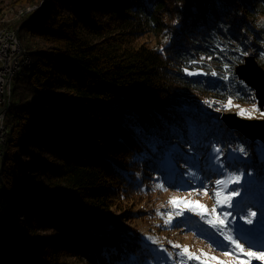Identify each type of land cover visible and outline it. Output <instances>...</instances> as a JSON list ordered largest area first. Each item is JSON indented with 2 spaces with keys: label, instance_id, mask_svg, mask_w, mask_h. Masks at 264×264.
I'll return each instance as SVG.
<instances>
[{
  "label": "trees",
  "instance_id": "trees-1",
  "mask_svg": "<svg viewBox=\"0 0 264 264\" xmlns=\"http://www.w3.org/2000/svg\"><path fill=\"white\" fill-rule=\"evenodd\" d=\"M10 29L31 64L4 118L0 264H131L126 223L162 163L232 150L264 179V142L219 118L256 103L235 68L264 69V0H42Z\"/></svg>",
  "mask_w": 264,
  "mask_h": 264
},
{
  "label": "rangeland",
  "instance_id": "rangeland-1",
  "mask_svg": "<svg viewBox=\"0 0 264 264\" xmlns=\"http://www.w3.org/2000/svg\"><path fill=\"white\" fill-rule=\"evenodd\" d=\"M41 1L0 0V27L13 28L26 13L39 9ZM163 34L148 35L149 42L159 46L157 40L164 42L167 39ZM252 105L232 102L223 112L238 114L240 109L250 110ZM255 118L261 117L253 113L251 119ZM217 150L212 149L206 154L202 152L192 157V165H185L183 161L162 163L144 177L142 195L135 203L139 214L126 223L127 231L142 237L144 250L138 259L130 261L131 264H216V261H222L223 264H264V258L249 255L264 254V179L261 173H255L254 165L247 164L241 168V158H238L240 154L237 152ZM184 155L191 157L187 151H184ZM258 158L264 160V150L259 151ZM234 175L240 176L238 184L229 180ZM217 180L227 183L218 188ZM157 185H163V190L157 188ZM217 190L222 195L238 190L239 195L233 197L232 207L217 206L214 217L206 215L202 218L197 211L201 210V205L206 212L211 211ZM173 197L177 201L191 202L197 211L190 210L188 204H177L173 208L168 204ZM176 212L182 214L176 215ZM249 212L256 213L251 224L244 222ZM169 213L172 215L169 216ZM224 213L229 214L226 231L237 238L243 252L235 250L216 229L205 223L206 218H222ZM165 219L170 220V223L165 224ZM225 245L229 253L235 251L236 255H223ZM185 247L189 253L180 255ZM201 253L205 255L201 256ZM189 254L196 258L188 259ZM213 256L216 260L210 259Z\"/></svg>",
  "mask_w": 264,
  "mask_h": 264
},
{
  "label": "snow or ice",
  "instance_id": "snow-or-ice-1",
  "mask_svg": "<svg viewBox=\"0 0 264 264\" xmlns=\"http://www.w3.org/2000/svg\"><path fill=\"white\" fill-rule=\"evenodd\" d=\"M215 75V73H213ZM227 78V77H225ZM207 103V101H206ZM232 101L229 100L228 101V104L225 105L224 107H229L231 105ZM253 113H258L259 116L261 118H264V110H260L254 103L252 105V108L250 110H245V109H240L239 111V115L241 116H244L248 119H251L253 118ZM218 151V150H217ZM241 151H243V149H241ZM229 180L232 182V183H239L240 182V176H231L229 178ZM227 183V181H224V180H217L216 181V184L218 186V188H220L221 186L225 185ZM157 188L163 190V185H157ZM204 194H207L206 192ZM236 195H239V191L238 190H234L233 192H231L230 194L228 195H222V192L220 190H217L215 193H214V197H215V202H214V205H213V208L211 209L210 212H206L204 209V206L201 205L200 206V209L199 211H197V209L194 207V206H191V202L189 201H177L174 197L173 198H170L169 201H168V204L169 205H172L173 208L176 207L177 204H181V205H184V204H188L190 206V210L192 211H197V214L200 215L202 218H204L206 215L208 217H214L215 214H216V208L217 206H226V207H232V204H231V201L233 199L234 196ZM176 215H180L182 213L180 212H176L175 213ZM158 215H160L158 213ZM172 215V213H169V216ZM228 213H224L222 214V218L220 217H216L215 219L213 218H206L205 219V223H207L208 225H210L212 228L216 229L217 232H219L220 235L223 236V239L225 241H228V244L231 245L235 250H239L240 252H243L244 249L241 247V244L238 243V240L237 238H234L231 234V232H228L226 231V221L228 219ZM256 213L255 212H249L248 215H247V218L245 219V223H249L251 224L252 223V218L255 217ZM170 223V220L168 219H165V224H168ZM174 247H179L178 245H174ZM189 253V250L185 247L182 249V252L180 253V255H185V254H188ZM223 255L225 256H228V255H233L235 256L236 255V252L233 251L232 253H229L227 251V245L224 246V250H223ZM205 254L204 253H201V256H204ZM250 256H253L255 258H264V254L262 255H257L256 253H249ZM196 257H193L191 254L188 255V259H194ZM210 259L212 260H216V257L213 256V257H210ZM201 264H203V262H201ZM216 264H223L222 261H216Z\"/></svg>",
  "mask_w": 264,
  "mask_h": 264
},
{
  "label": "water",
  "instance_id": "water-1",
  "mask_svg": "<svg viewBox=\"0 0 264 264\" xmlns=\"http://www.w3.org/2000/svg\"><path fill=\"white\" fill-rule=\"evenodd\" d=\"M235 75L254 91L257 107L264 110V69L256 57H244L243 62L235 68ZM219 118L227 128L239 132L248 140L264 142V118L248 119L231 112H222Z\"/></svg>",
  "mask_w": 264,
  "mask_h": 264
},
{
  "label": "built area",
  "instance_id": "built-area-1",
  "mask_svg": "<svg viewBox=\"0 0 264 264\" xmlns=\"http://www.w3.org/2000/svg\"><path fill=\"white\" fill-rule=\"evenodd\" d=\"M18 43L10 42L5 52H0V156L3 155L8 129L4 118L12 100V87H7L6 76H12L15 68H22V57Z\"/></svg>",
  "mask_w": 264,
  "mask_h": 264
},
{
  "label": "bare ground",
  "instance_id": "bare-ground-1",
  "mask_svg": "<svg viewBox=\"0 0 264 264\" xmlns=\"http://www.w3.org/2000/svg\"><path fill=\"white\" fill-rule=\"evenodd\" d=\"M10 42L18 43L20 51L24 55L22 57V68H15L12 76H6L7 87H12L13 79L23 76L28 71L31 64L29 54L22 46L17 31L9 28H0V52H5L8 47H10Z\"/></svg>",
  "mask_w": 264,
  "mask_h": 264
}]
</instances>
